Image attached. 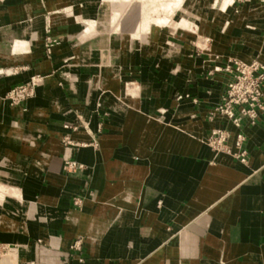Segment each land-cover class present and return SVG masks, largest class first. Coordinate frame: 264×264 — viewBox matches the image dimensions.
I'll list each match as a JSON object with an SVG mask.
<instances>
[{
	"label": "crops",
	"instance_id": "obj_1",
	"mask_svg": "<svg viewBox=\"0 0 264 264\" xmlns=\"http://www.w3.org/2000/svg\"><path fill=\"white\" fill-rule=\"evenodd\" d=\"M70 1L45 0L50 57L39 0L0 1V176L21 200L0 212V264H264V117L240 129L246 164L201 142L237 132L210 113L231 59L264 64V0L212 15L199 57L167 41L175 52L156 43L111 65L112 46L92 50L98 36L75 41L73 19H54ZM23 37L30 48L12 51ZM35 74L34 96L11 106L5 93Z\"/></svg>",
	"mask_w": 264,
	"mask_h": 264
},
{
	"label": "bare ground",
	"instance_id": "obj_2",
	"mask_svg": "<svg viewBox=\"0 0 264 264\" xmlns=\"http://www.w3.org/2000/svg\"><path fill=\"white\" fill-rule=\"evenodd\" d=\"M2 1H5V0H2ZM122 1H123V3L120 4L121 6L119 8H116L113 6L114 3L112 1L101 0V2H99L97 5H94L95 6V8H93L94 9L93 10V12H94L93 17L94 18L91 19V17L88 18L86 15V13L88 11L87 9H88V7H90V5L85 4V6L81 7V3L84 2L83 0H72L73 3H72L71 8L73 7V10H75V12L77 13L78 11H80L81 13L82 12L85 13V16L83 17V23H82V27H83L82 33L77 38H75V37H72V38L75 41H80V40L83 41V39H89L92 36V33H95V31L97 30V28L99 26L103 25L104 23H106L108 21L109 22L113 21L114 18H116V16L120 13L123 5H125V4H128V8H127L125 13H123L119 16V18L116 21V24L113 27L112 31L106 32L104 30H101L96 35L98 37L95 36L96 38L95 39L93 38L92 41L89 42L92 50L96 49L99 52V50H98L99 47L100 46H108L111 38H113V37H114V41H115L116 45H118V43L121 39V36H120L121 33L120 32H122L124 30L130 36V39H129L130 49L131 48L132 49H134V48L144 49V48L148 47L149 45H151V43L147 39V37L151 36L152 31H154V33H157V30L159 27H163L164 31L169 30L170 32L174 31L177 26L178 27L179 26L180 27H188V28H192V29L196 30L200 37L202 35L211 36L210 34L214 33L211 31H212V26H214L213 22H215L214 20L216 19V17H215V19H213L211 16L215 15V16H219L220 18L221 17L223 18V16H225L227 14V12L229 10V6L230 5L233 6V2H234V0H208L209 2L206 4V6L209 7V12H210L209 15L201 14L199 16V18L197 20H195L193 15L191 16V14L193 13V10L191 8V6H192L191 0L189 2L191 4L188 3L187 7H184L182 4L184 0H151V2L147 3L146 6L148 7L149 5L156 3L157 7H155V8L154 7H148V8L146 7L145 15L138 18V15H137L138 13H137L133 19H129L127 17L129 14V11L131 10V6L133 5V4H131V0H122ZM137 8L138 7L135 8V6H134L133 13L138 11ZM73 10L67 12L64 16L71 18V14H72ZM198 10L199 9L196 8V14H198ZM173 16H174V18H173ZM54 18H59V17L54 16ZM74 20H75V18H74ZM61 24H63V22H61ZM61 28L63 29V26ZM223 28H224V26L221 27L220 29H223ZM22 30L25 33H27L30 31V28H29V26H24L22 28ZM202 40H200V41L202 42ZM173 47H174L173 45L169 44L168 49H167L168 54L175 52ZM29 48H30V44H29L28 39L23 37V38H18V39L14 40L12 51H14V52L25 51V50H28ZM147 52L148 51H146V53ZM144 59H145V57H144ZM237 60H242V59H237ZM242 61H244V60H242ZM245 62H250V61H245ZM231 64H232V59H231L230 63L225 67H229ZM135 91H138L137 87L135 88ZM209 136H210V134L206 137V142L208 145L206 144V142L204 140L201 142L203 144L207 145L215 153H221V154L226 153V152H222L219 150H214L209 143ZM226 154H228V153H226ZM4 196L9 197L12 201H21L19 191L14 184H9L8 186H5L4 191L0 190V203H1L2 198Z\"/></svg>",
	"mask_w": 264,
	"mask_h": 264
},
{
	"label": "rangeland",
	"instance_id": "obj_3",
	"mask_svg": "<svg viewBox=\"0 0 264 264\" xmlns=\"http://www.w3.org/2000/svg\"><path fill=\"white\" fill-rule=\"evenodd\" d=\"M2 1V0H1ZM84 2L81 3V7L82 6H85V4L87 5H90V7H88V11L86 13L87 17L91 19H93V8H95L94 5H97L99 2H101V0H83ZM87 1V2H86ZM109 1H112L114 4L113 6L116 7V8H119L121 5V3H123L122 0H109ZM4 2V1H2ZM151 0H131V4H133L131 6V10L129 11V14H128V18L129 19H133L136 14L138 15V18H140L141 16L145 15V12H146V5L147 3H150ZM190 2V0H184L183 1V6L184 7H187L188 3ZM192 2V10H193V13L191 14V16L193 15V17L195 18V20H197L199 18V16L201 14H204V15H209V7L206 6L207 4V0H191ZM39 3L41 5V8L43 9V12H44V53L47 57H50L51 53H52V47L56 44L57 42V39L52 37L50 35V32H49V22H48V17L52 14V12L50 10L47 9V4L45 2V0H39ZM72 0L65 5V7H63V9H59L58 11H55V14L54 16H58L59 18H54L55 20H61L60 22H63L66 23V21L70 18V17H65L64 15L69 12V11H72L73 10V7L71 8L72 6ZM191 4V3H189ZM138 7L137 8V12L133 13V8ZM1 7V6H0ZM80 7V8H81ZM148 7H157V4L154 3V4H151L149 5ZM147 7V8H148ZM76 8V7H75ZM85 8V7H84ZM90 8V9H89ZM128 8V4H125L123 5L120 13L116 16V18H114L113 21H108L106 23H104L103 25L99 26L97 28V30L95 31V33H92V36H95L97 35V33H99V31L101 30H104V31H109L111 32L113 27L115 26L116 24V21L118 20L119 16L123 13L126 12ZM196 8H198V14H196ZM66 10V11H65ZM75 10H73L72 14H71V18L73 19L74 23H75V29H76V33H75V38H77L81 33H82V23H83V17L85 16V13L84 12H80L78 11L77 13L75 12ZM61 16V17H60ZM62 18V19H61ZM75 18V20H74ZM174 18V16H173ZM110 27V28H109ZM171 27V26H170ZM169 27V28H170ZM192 33V37H186L185 40H181L179 38L178 35H181V32H190ZM195 32V33H194ZM120 36H121V39L118 43V45H116L115 41H114V37L111 38L108 46H100L99 49L102 51L103 48H107V47H110L112 46V48L110 49L109 48V52H108V57H107V62L109 63V65H111L113 62H115V57L116 56H119L120 58H123V60H126L127 56H130L133 54V52L138 49V48H134V49H130V36L129 34L124 30L122 32H120ZM123 33V34H122ZM161 33V34H160ZM197 35H198V38L200 40H202V42L197 38ZM91 36V37H92ZM90 37V38H91ZM197 38V39H196ZM147 39L150 41L151 45H155L156 43H164L162 45L168 47L170 43L168 42H172V43H175V44H182L186 47H189L190 49V52H191V49H194V52H195V55L197 57H199L200 55V48L203 50L202 46L205 47V43L206 41L209 39V36L207 35H202L201 37L199 36L198 32L192 28H188V27H176L174 31L170 32L169 30L168 31H164V28L163 27H159L158 30H157V33H154V31H152L151 33V36L147 37ZM198 40V41H197ZM168 41V42H167ZM198 43L197 45L199 46H196L195 43ZM154 43V44H153ZM172 45V44H170ZM153 47V46H152ZM98 49V50H99ZM88 54V53H87ZM113 63V64H114ZM111 67V66H110ZM215 70V69H214ZM213 71V69H212ZM209 72V71H208ZM43 80V75H40V74H35L33 75L28 81L24 82V83H21V84H18V85H14L13 87H11L9 90H11L12 88L14 87H18V86H23L27 89V92H28V95H25L23 98H21L20 102H15L13 99H10L9 98V95H8V92L9 90L5 93V96L4 98L8 100L9 104L11 106H15V105H19L21 104L25 99H28L32 96H34L35 94V89L36 87L41 84ZM125 89L127 91H130L132 92L133 89L130 90V88H128L127 85H125ZM31 92V93H30ZM73 126H78L77 124L73 125ZM65 138H64V142H65ZM204 141L206 142V138L204 139ZM207 144V142H206ZM208 145V144H207ZM212 150V149H211ZM9 184H11L10 182L8 181H5L1 176H0V190L1 191H4L5 190V186H8ZM12 200L7 197V196H4L2 198V201L0 203V212L2 211H5V212H9V214H13L14 213V209L12 207ZM9 249V246L6 245V244H0V258L3 257L6 253H7V250Z\"/></svg>",
	"mask_w": 264,
	"mask_h": 264
},
{
	"label": "built area",
	"instance_id": "obj_4",
	"mask_svg": "<svg viewBox=\"0 0 264 264\" xmlns=\"http://www.w3.org/2000/svg\"><path fill=\"white\" fill-rule=\"evenodd\" d=\"M223 69L232 73V79L227 83L220 102L212 109L210 116L215 113L225 116L237 132L231 135L226 129L215 128L210 133L209 143L214 150L226 152L239 163L246 164L248 161V153L244 146L246 136L240 129L244 122L254 125L258 119L264 117V64L257 59L250 62L232 59V64ZM8 95L15 102H20L28 92L25 87L18 86L9 90ZM65 127L77 128L72 125ZM64 138L69 142L67 137ZM79 167L80 165L71 159H65L63 162V169L66 172Z\"/></svg>",
	"mask_w": 264,
	"mask_h": 264
}]
</instances>
